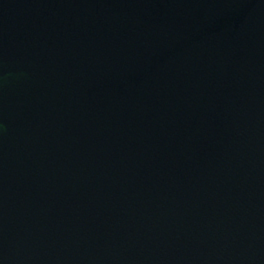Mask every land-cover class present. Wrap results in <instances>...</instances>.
Masks as SVG:
<instances>
[{
  "label": "water",
  "instance_id": "obj_1",
  "mask_svg": "<svg viewBox=\"0 0 264 264\" xmlns=\"http://www.w3.org/2000/svg\"><path fill=\"white\" fill-rule=\"evenodd\" d=\"M0 264H264V241L139 212L79 178L0 111Z\"/></svg>",
  "mask_w": 264,
  "mask_h": 264
}]
</instances>
